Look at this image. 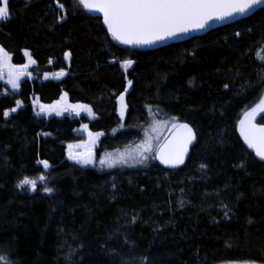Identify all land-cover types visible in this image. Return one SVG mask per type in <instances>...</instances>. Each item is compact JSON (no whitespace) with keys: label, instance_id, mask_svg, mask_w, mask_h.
Here are the masks:
<instances>
[{"label":"trees","instance_id":"16d2710c","mask_svg":"<svg viewBox=\"0 0 264 264\" xmlns=\"http://www.w3.org/2000/svg\"><path fill=\"white\" fill-rule=\"evenodd\" d=\"M8 7L0 47L14 65L25 52L35 63L18 93L0 81V264H264V162L238 134L264 94V8L139 50L112 39L79 0ZM55 72L61 78H44ZM63 93L95 119L34 115L33 96L51 104ZM159 121L189 123L196 133L182 168L159 167L152 152L132 166H100L102 153H136ZM256 122L264 125V114ZM83 123L103 133L91 168L65 154ZM25 176L46 182L17 187Z\"/></svg>","mask_w":264,"mask_h":264},{"label":"snow or ice","instance_id":"6c2138e0","mask_svg":"<svg viewBox=\"0 0 264 264\" xmlns=\"http://www.w3.org/2000/svg\"><path fill=\"white\" fill-rule=\"evenodd\" d=\"M261 2L262 0H79L84 9L102 13L103 24L107 26L112 39L124 45H151L181 33L204 29L209 22L223 20L234 14L243 15ZM8 3L9 0H0V20L8 18L7 14L10 12ZM9 60L8 54L0 48V67ZM126 63L131 65L133 62L129 60ZM9 68H12L11 64ZM18 81L19 76H15L10 78L8 83L16 89L19 87ZM119 99L124 100L123 94ZM258 111L264 112V100L246 114L245 119L241 121L240 130L248 147L255 151L257 157L264 160V126L253 123ZM8 115L9 112L5 111L4 116ZM173 127L177 125L174 124ZM178 127L182 130L181 133L173 141L158 149V157L162 163L173 166L183 163L188 145L196 138L192 127L187 123ZM140 149L135 154H121L116 160L102 159L100 163L101 165L107 163L108 167H113L116 163L132 166L129 164L130 160L143 163L149 158L147 154L153 149L148 141L141 145ZM93 162L92 153L77 160V163L85 165ZM42 164L44 169L49 168L47 161H43ZM201 167L203 168L204 165ZM39 179L43 182L45 177L40 176ZM25 185L30 186L34 191L37 181L25 176L18 181L17 187L23 188ZM44 190L49 193L52 191L47 187ZM2 259L3 257H0V260Z\"/></svg>","mask_w":264,"mask_h":264},{"label":"rangeland","instance_id":"374dc122","mask_svg":"<svg viewBox=\"0 0 264 264\" xmlns=\"http://www.w3.org/2000/svg\"><path fill=\"white\" fill-rule=\"evenodd\" d=\"M5 20V19H4ZM4 20H0V23ZM2 48V47H0ZM3 49V48H2ZM6 52V51H5ZM7 53V52H6ZM8 54V53H7ZM8 56L10 57V55L8 54ZM9 64L12 65V68H9ZM33 65V60L31 59V57L29 56V54L27 52H25V63L23 65H14L11 62V58L9 61H6L2 67H0V81L3 82L6 87L11 90L14 93H18L19 92V88H20V83L23 79L28 78L30 80H32V76L29 75V69L30 67ZM124 68H128V66L123 65ZM17 69H20V71H17ZM11 73V76H10ZM15 76H19V87L14 89L12 87L11 84L8 83L9 79ZM45 79H59L62 76L61 72H55V73H51V74H46L44 75ZM19 102V101H17ZM15 104V107L12 108L11 110H9V115L5 116L6 118H8L11 114H14L15 112H17L18 109L21 108L22 104L19 102ZM31 106L33 109V113L36 117L38 118H51V117H56V118H62L64 116H67L69 118H79L81 116H85L88 120H94L95 119V114L91 111V108L83 103H72L70 102V100L68 99L67 95L65 93L61 94V96L58 98V100L52 102L51 104H44L41 101H39V98L37 96H33L31 98ZM117 111H118V115L121 119H123L125 117V113H126V105L124 103V100L121 101L119 98L117 100ZM249 111V110H248ZM246 113V112H245ZM244 113V114H245ZM243 114V116H244ZM154 123V121H153ZM178 125V123H174L172 121H159V122H155V124L150 125L148 127L147 130V134H145L146 136H144V138L142 139V144H145L146 141L150 142L152 145V155L154 158L155 152L157 150V148L159 147V145L163 142V140L166 138V136L170 133V131L174 128L173 125ZM76 132L79 134L80 139L75 141V142H71L66 144V148H65V154H66V158L67 160L74 162L82 167H88L91 168L95 165L96 161V151L99 147V142L100 139L103 137V133L100 131H91L88 128V125L83 123L81 124ZM140 144V146L142 145ZM71 146V147H70ZM88 153H92L93 155V160L94 162L92 164H82V163H77L78 159H82L84 156H86ZM121 154L124 153H115L113 155H105V153H102L100 155L99 158V164L100 166L103 168H107V163L104 165H101L100 161L102 159L106 160V161H112V160H116L119 158V156ZM135 154V153H134ZM43 161H39L38 164L40 166H42L43 168ZM129 162H134L133 160H130ZM119 163H116L114 166H118ZM111 167V168H115V167ZM110 168V167H108ZM44 169V168H43ZM49 169V168H48ZM48 169H44V170H48ZM40 177H36V178H30V179H35L37 181V183L40 181L39 179ZM46 180V179H45ZM43 181L41 183H44L46 181ZM39 182V183H40ZM27 186L30 190V186Z\"/></svg>","mask_w":264,"mask_h":264},{"label":"water","instance_id":"95a60500","mask_svg":"<svg viewBox=\"0 0 264 264\" xmlns=\"http://www.w3.org/2000/svg\"><path fill=\"white\" fill-rule=\"evenodd\" d=\"M264 8V0H262V2L256 6H254L252 9H250L248 12H246L245 14L241 15V14H234L233 16L231 17H226L224 18L223 20H216V21H212V22H209V25L206 26L204 29H200V30H191L189 31L188 33H181V34H178L176 37H173V38H169V39H166L164 41H157L156 43L154 44H151V45H127V46H130L132 48H135V49H139V50H155V49H159V48H162V47H165V46H168V45H171V44H176V43H180V42H183L185 40H188L190 38H193V37H198V36H202L204 35L205 33L211 31V30H214L216 28H219L221 26H224V25H227V24H231L233 22H236L238 20H241V19H244V18H247L248 16L252 15L253 13H255L256 11L260 10ZM86 11V13H88L90 16L92 17H99L101 18V21H102V24H103V14L98 12V11H95V10H88V9H84ZM103 27L104 29L106 30V32L111 35L108 30H107V26L103 24ZM264 100V94L263 96L261 97V99L259 100V102L253 106L249 111H247L244 116L242 117V119L240 120L239 122V126H238V134H239V137L244 145V147L246 148L247 151L251 152L254 157L256 159H258L259 161H262L264 162V160H261L259 157L256 156L255 154V151L253 149H250L247 145V143L245 142L244 140V137L241 135V130H240V125H241V121H243L246 117V114L251 112L253 108H256L260 102ZM264 114V112H257L255 118L253 119V123H255L257 126H264V125H261V124H258L256 122V120L262 115ZM183 124V123H181ZM190 127H192L189 123H187ZM180 125V124H178ZM175 127L173 128L170 133L166 136V138L163 140V142L159 145L162 146L164 144H167L169 143L170 141H173L180 133H181V129L178 127ZM193 129V128H192ZM194 131V129H193ZM195 133V131H194ZM196 135V133H195ZM196 140H197V136L195 138V140H193V142L191 144L188 145L187 147V151L184 155V161L183 163L181 164H177L175 166L173 165H170V164H165V163H162L161 160L159 159L158 157V149L159 147L157 148L156 152H155V155H154V160H155V163L165 169V170H177V169H180L182 168L188 157H189V154H190V151L192 149V147L195 145L196 143Z\"/></svg>","mask_w":264,"mask_h":264}]
</instances>
